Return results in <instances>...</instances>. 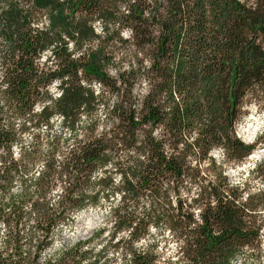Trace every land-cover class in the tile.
Returning a JSON list of instances; mask_svg holds the SVG:
<instances>
[{
	"label": "trees",
	"instance_id": "1",
	"mask_svg": "<svg viewBox=\"0 0 264 264\" xmlns=\"http://www.w3.org/2000/svg\"><path fill=\"white\" fill-rule=\"evenodd\" d=\"M121 1L122 13L115 9L117 2L109 0H0V68L4 69L0 83L9 85L0 89V148L9 152L0 156V161L10 158V145L19 140L14 118L30 112L43 98L40 89L53 78L69 77L57 86L64 95L55 105V110L64 114L66 126L74 127L81 109L92 116L103 105L106 113L104 121L88 126L85 142L73 151L71 159L57 169L54 157L50 158L48 171L37 182L41 197L53 186V178H66L70 186L55 210L48 208L46 201L32 203L28 214L36 213L33 228L44 239L30 260L21 253L26 215L22 206L31 201L27 189L19 203L10 200L3 205L11 206V213L0 208V220L11 226L6 243L15 244L14 255L19 257L12 261L11 256H0V264H35L53 226L86 201L96 203L99 193L89 198L82 190L91 187V173L114 158V167L125 174L122 189L128 195L123 199L136 204L145 196L153 199L157 223L164 220L184 239L185 264L259 262L264 253L263 216L254 213L264 206V194L250 196L237 206L234 200L239 198L238 192L232 189V199L226 198L221 191L223 179L215 187L209 184L198 200L187 205H206L200 214L203 225L195 228L189 227L193 217L185 211V202L178 200L170 210L159 201H167L165 184L178 193L185 180L201 183L206 179L200 169L187 164V157L196 155L194 148L199 149L201 160L215 144L225 145L230 160L251 149L234 141L229 133L245 105L264 101V0ZM45 18L49 21L45 30L32 27ZM97 20L103 27L102 36L91 27ZM108 26L117 31L108 34ZM121 31L128 33L127 39L120 37ZM62 35L73 41L72 52L67 51ZM53 43L57 45L53 53L59 71L38 70L34 60ZM117 45L120 53L112 51ZM76 52L80 55L72 59ZM95 85H100L98 96ZM51 114L45 108L32 126L46 123ZM101 124V135L96 137L95 129ZM19 131L29 129L22 125ZM193 131L198 138L189 144L185 137ZM34 139L40 141L38 136ZM52 143L59 151V139ZM181 143L183 150L178 147ZM122 153L125 158L120 160ZM38 158V148L33 146L20 162L14 161L0 171V202L15 176L27 172L28 164ZM259 173L264 175V168ZM22 183H27L23 177ZM99 183L107 187L111 179ZM75 192L81 193L79 199L73 198ZM123 207L126 210L128 204ZM129 221V216H122L117 228ZM140 231L138 227L134 236ZM79 247L65 252L57 264H81L90 253H80ZM105 253L102 250L98 256L102 258ZM154 259L151 255L137 257L134 264H152Z\"/></svg>",
	"mask_w": 264,
	"mask_h": 264
},
{
	"label": "clouds",
	"instance_id": "2",
	"mask_svg": "<svg viewBox=\"0 0 264 264\" xmlns=\"http://www.w3.org/2000/svg\"><path fill=\"white\" fill-rule=\"evenodd\" d=\"M48 24L49 21L45 18L40 23L33 24L32 27L45 30ZM91 27L95 33L103 34L99 20ZM122 35L126 37L128 33L124 32ZM62 39L67 41V51L72 52L73 41L69 40L67 35H62ZM56 47L57 45L53 43L38 54L34 60V65L38 70L59 71L58 62L53 53ZM79 55L80 52H76L71 58L75 59ZM3 71L4 69L0 68V81H2ZM62 79L67 80L69 77L65 75L53 78L50 83L40 89L43 98L32 105L30 112L25 117L14 118V130L19 140L11 143L10 158L6 161H0V171H2L12 162H20L24 153L31 152L33 146L38 148L39 158L28 164L27 172H21L19 176H15L7 194L3 196V201L0 202V208H3L4 213H11V206L3 207V205L9 203L10 200L19 203V199L23 198L22 194L27 189L31 201L22 206L26 215L22 221L21 253L29 260L36 255V245L44 239V236L33 228V225L37 223L36 213L28 214L32 209V203L37 200L41 203L46 201L48 208L55 210L59 206L58 202L66 195V189L70 186L66 178H53V186L49 187L43 197L39 196L37 182L48 171L49 159L54 157L56 168H61L66 161L71 159L73 151H78V146L85 142L88 126L93 121H104L106 117L103 105L100 106V111L92 116L84 114L83 109H81V112L77 114L74 127L66 126L64 114L55 110L56 102L64 95L63 89L58 90L57 87L61 84ZM8 87V83H0V89H7ZM94 87L98 96L100 85ZM45 92L47 97L44 96ZM110 107L111 105H109ZM45 108L52 113L47 118V122L41 123L39 127H33L32 123L39 119ZM244 109L247 110L246 114L242 110L239 120L232 123L229 134L234 141L238 140L243 146H252L245 155L237 160H230L228 149L221 143L210 146L205 158L201 160L199 149L194 148L196 155H189L187 164L191 168L200 169L201 175L206 176V179L201 183H191L189 180H185L178 193L170 190L168 184L164 185V188L167 189V201L161 199L159 203L164 208L174 210L178 200L185 202V211L190 212L193 217L190 228L203 225L200 214L206 205H193L191 208H188L187 205L198 200L203 187H207L209 184L215 187L219 180L223 179L224 187L221 188V191L226 198L232 199L230 190L235 189L238 192L239 198L234 200L237 206H242V202H247L250 196L264 194V175H260L258 171L264 168V101L245 105ZM29 117L32 118L31 122ZM22 125L28 127L29 131L20 132ZM102 127V124L96 127L94 133L96 137L101 135ZM107 127L110 128L111 124H108ZM4 128L5 130L8 128L7 120L4 122ZM37 136L40 137L39 142L34 139ZM197 138L198 133L196 131L185 137L189 144H192ZM57 139L60 143L59 151H55L56 145L52 143ZM178 147L183 150L184 144L181 143ZM50 153H52V157L49 156ZM8 155V151L0 148V156ZM124 158L125 154L123 153L118 157L120 160ZM139 158L144 159L143 156ZM115 159L98 166L89 176L91 187L82 190L83 194L89 198L99 193L96 203L86 201L82 208L73 210L68 214L67 219L55 224L47 236L49 242L46 247L39 251L35 264H44L46 260L48 264H57L65 252L76 248L78 244L80 245L78 249L80 253H90L81 261V264H93L97 260H99V264H134L137 257L147 255L155 257L152 264H185L182 251L184 239L164 220L157 223L155 215L152 213V208L155 207L153 199L145 196L139 200V204L132 200L125 201L123 199L128 195L122 189L125 184V174L118 172L117 168L114 167ZM212 168H214L213 171H205ZM22 177L27 181L26 184L22 183ZM108 178L111 179V183L107 187L99 183ZM127 179L135 183L130 174H127ZM117 189L121 190L117 191ZM72 195L73 198L79 199L81 193L75 192ZM125 203L128 204L126 210L123 207ZM211 203L215 205V199ZM85 211L92 213L86 227L73 228L72 225L81 219V214ZM118 211L119 215L116 214ZM254 214L264 216V206ZM122 216H129L130 221L118 229L117 225ZM141 221L144 222L143 225H141ZM10 227L3 220H0V256L4 258L11 256L12 261H16L19 257L14 255L15 244L6 243L10 240ZM138 227L141 228V231L134 236ZM33 233H35L34 236ZM29 240L31 243H27ZM84 241L88 242L85 243ZM114 245L116 247H113ZM261 248L264 249V245H261ZM102 250H106V253L101 258L98 254ZM247 264H264V255L261 256L259 262L255 259H249Z\"/></svg>",
	"mask_w": 264,
	"mask_h": 264
},
{
	"label": "rangeland",
	"instance_id": "3",
	"mask_svg": "<svg viewBox=\"0 0 264 264\" xmlns=\"http://www.w3.org/2000/svg\"><path fill=\"white\" fill-rule=\"evenodd\" d=\"M113 1H116L117 3H116V5H115V9H117V12H119V13H122L123 11H124V6L122 7V2L123 1H121V0H109V2L111 3V2H113ZM102 26V25H101ZM93 31H94V29H93ZM102 31H103V27H102ZM117 30H114V28H111V27H107V33L108 34H111L112 32H116ZM125 31H121L119 34H120V37L121 38H123V39H127L128 38V36L129 35H127L126 37L125 36H123L122 35V33H124ZM94 33H95V31H94ZM95 34H97V35H99V36H102L103 34H98V33H95ZM116 34H114L113 35V37H115L116 38ZM94 46V45H93ZM113 52H116V53H120L121 52V47L119 46V45H117L115 48H113V50H112ZM110 73H112V71L110 72ZM251 104H253L252 102L250 103V104H248V105H251ZM246 112H247V110L246 109H243V113L244 114H246ZM250 147H252V146H250ZM262 169V168H261ZM260 170V169H259ZM258 170V171H259ZM91 215H92V213L90 212V211H85V212H83L82 214H81V219L80 220H78V221H76L74 224H73V228H76V229H80V228H82V227H86V225H87V222L89 221V219L91 218ZM263 218V231H262V235H263V237H264V216L262 217ZM98 235V234H97ZM84 242H86V241H84ZM263 245H264V240H263ZM264 250V249H263ZM262 255H264V253L262 254Z\"/></svg>",
	"mask_w": 264,
	"mask_h": 264
}]
</instances>
